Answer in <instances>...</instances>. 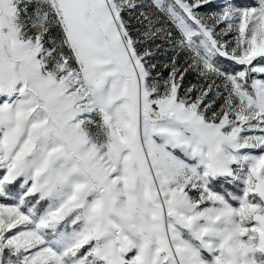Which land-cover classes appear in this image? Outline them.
Returning <instances> with one entry per match:
<instances>
[{
  "label": "snow or ice",
  "instance_id": "snow-or-ice-1",
  "mask_svg": "<svg viewBox=\"0 0 264 264\" xmlns=\"http://www.w3.org/2000/svg\"><path fill=\"white\" fill-rule=\"evenodd\" d=\"M0 264H264V0H0Z\"/></svg>",
  "mask_w": 264,
  "mask_h": 264
}]
</instances>
